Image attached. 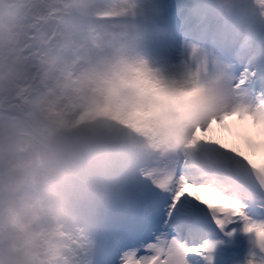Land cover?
<instances>
[{
    "label": "clouds",
    "instance_id": "1",
    "mask_svg": "<svg viewBox=\"0 0 264 264\" xmlns=\"http://www.w3.org/2000/svg\"><path fill=\"white\" fill-rule=\"evenodd\" d=\"M201 10L204 37L160 59L141 0H0V264H93L147 161L215 152L264 177V103L220 56L264 55V0ZM244 237L264 258V233Z\"/></svg>",
    "mask_w": 264,
    "mask_h": 264
},
{
    "label": "snow or ice",
    "instance_id": "2",
    "mask_svg": "<svg viewBox=\"0 0 264 264\" xmlns=\"http://www.w3.org/2000/svg\"><path fill=\"white\" fill-rule=\"evenodd\" d=\"M246 47L247 41L242 42L241 50ZM220 56L235 82H242L253 98L264 103V55L254 64L230 52ZM157 170L162 179H150ZM142 173V178L128 182L133 188L132 222L155 238L139 248L121 249L119 264H215L223 239L264 233V177L254 175L239 160L206 152L166 166L147 161ZM256 260L264 264V258H253L248 249L242 264Z\"/></svg>",
    "mask_w": 264,
    "mask_h": 264
},
{
    "label": "rangeland",
    "instance_id": "3",
    "mask_svg": "<svg viewBox=\"0 0 264 264\" xmlns=\"http://www.w3.org/2000/svg\"><path fill=\"white\" fill-rule=\"evenodd\" d=\"M183 1L185 3L184 7L186 8L193 7L195 10H198V8L196 9L194 7V5L197 4L194 0H178L177 5L176 3L174 4L178 8H180L181 2ZM141 3L143 4L144 10H145V18H144L143 27H144L146 39L148 41L149 50L160 59L174 57L176 50L180 46L181 39L196 38L198 36V32L204 26V24L201 21H199V19L197 18V14L195 15L191 14V17L187 15H183V17L180 20L181 23H179V21L175 17L172 16V14L176 12V7L173 6L172 4L173 2L171 3V0H141ZM182 24H185L186 26H188V28L185 30V34L181 33L180 35L178 30L180 29ZM132 191H133L132 186L127 185L118 196H112L109 198L106 204V207H105L106 209L104 210V220L105 222H107L109 220L108 218H111L113 216L114 222L121 223L122 229H125L126 233H124V235H119L120 237L114 236L112 235L111 230L108 229L107 231L108 236L106 237L105 242L102 243L101 241L97 242L95 240L94 241L93 264L95 263L99 264L100 262L103 263L102 262L103 258H105V260H108L110 253H111V249L114 245H115L114 247L116 248L117 256L115 257V260L112 264L119 263L118 260H120V258L118 257L123 254L121 249L123 251L125 249H126L125 251H128L130 247L132 246V243L127 241L128 236H130L133 233H136L137 230L143 234L147 233L145 237L143 238H148L150 236L152 237V239L155 238L148 231L146 230L142 231L134 223L129 222V221H132L128 215L132 211V208L130 206V194L132 193ZM107 211L108 212L111 211L110 213L112 216H107ZM117 211L119 212L121 211L124 213L126 212V213L117 215L116 217L118 218L117 220L115 219V215ZM102 235H103V230L100 229L98 233L96 234L95 239L100 240L101 237H103ZM111 236H113V239H111ZM105 244H106V247L108 248L103 250L102 253H100L99 248ZM221 244L225 246H230L233 250L232 254L230 255L233 257L234 262L238 264H242L244 257L248 251V243L244 236L242 235L237 236L235 239H232V240L223 239ZM215 257H216L215 258L216 260L217 257H220V256H216V253H215Z\"/></svg>",
    "mask_w": 264,
    "mask_h": 264
},
{
    "label": "bare ground",
    "instance_id": "4",
    "mask_svg": "<svg viewBox=\"0 0 264 264\" xmlns=\"http://www.w3.org/2000/svg\"><path fill=\"white\" fill-rule=\"evenodd\" d=\"M177 1L178 0H173V3H176V5H177ZM194 7L197 9H199L200 8V5H199V3H197V4H195L194 5ZM188 28V26H186L185 24H182L181 25V27H180V29L178 30L179 31V33H180V35H181V33L182 34H185V30ZM197 37H199V36H197ZM183 42H185V39H181V41H180V45H181V43H183ZM111 211H107V216H112L111 215V213H110ZM109 213V214H108ZM124 212H119V211H117L116 212V215H115V219H117L118 220V218H116L117 217V215H121V214H123ZM126 213V212H125ZM124 213V214H125ZM128 213V212H127ZM129 215V217L131 218V220H132V215H133V209H132V211L128 214ZM109 220L107 221V222H105V220H104V225H103V227L105 226V227H107V231H108V229H110L111 230V233H112V235H114V236H119V235H124V233H126V230L125 229H122V224L121 223H116V222H114V218H113V216L111 217V218H108ZM130 223L132 222V221H129ZM133 223V222H132ZM134 227V226H133ZM136 227V226H135ZM131 228V227H130ZM132 229V228H131ZM108 233V232H107ZM110 233V234H111ZM131 233V232H130ZM108 236V235H107ZM127 236H128V234H127ZM120 237V236H119ZM123 241V240H122ZM130 242V241H129ZM109 243V242H108ZM127 243V242H126ZM125 244V243H124ZM102 245V244H101ZM108 245V244H107ZM120 245V244H119ZM130 245V244H129ZM115 246V245H114ZM112 247V249H111V253H110V256H109V259L108 260H105V258H103L102 259V262L104 263V264H112L113 262H114V260H115V257L117 256V253H116V248L115 247ZM126 248H128V247H126ZM126 250V249H125ZM124 250V251H125ZM119 252V251H118ZM222 253V252H221ZM221 253L220 254H218V253H216V256H220L221 255ZM121 256V255H120ZM119 256V257H120ZM222 256V255H221ZM118 257V258H119ZM216 258V257H215ZM218 258V257H217ZM216 261V260H215ZM117 262V261H116ZM103 263H99V264H103ZM96 264V263H95Z\"/></svg>",
    "mask_w": 264,
    "mask_h": 264
}]
</instances>
